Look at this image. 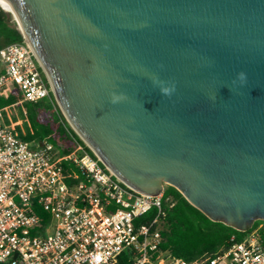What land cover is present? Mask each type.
Listing matches in <instances>:
<instances>
[{"label": "water", "instance_id": "obj_1", "mask_svg": "<svg viewBox=\"0 0 264 264\" xmlns=\"http://www.w3.org/2000/svg\"><path fill=\"white\" fill-rule=\"evenodd\" d=\"M4 1L116 179L239 231L264 221V0Z\"/></svg>", "mask_w": 264, "mask_h": 264}, {"label": "built area", "instance_id": "obj_2", "mask_svg": "<svg viewBox=\"0 0 264 264\" xmlns=\"http://www.w3.org/2000/svg\"><path fill=\"white\" fill-rule=\"evenodd\" d=\"M6 90L23 100L0 108V264H264L263 224L192 262L160 250L164 190L134 191L77 142L62 154L52 143L21 139L10 110L50 94L25 41L0 49V93ZM152 209L153 221L137 225Z\"/></svg>", "mask_w": 264, "mask_h": 264}, {"label": "trees", "instance_id": "obj_3", "mask_svg": "<svg viewBox=\"0 0 264 264\" xmlns=\"http://www.w3.org/2000/svg\"><path fill=\"white\" fill-rule=\"evenodd\" d=\"M9 13L0 6V49L12 43H24L16 20ZM39 71L50 89L40 67ZM22 100V95L14 90L0 93V108ZM21 108L26 111L25 115L21 114L24 117L22 124L16 127L21 139L35 143L37 141L52 143L60 149L62 154L71 152L74 149V143L77 142L84 146L92 158L98 159L83 140L71 131L52 91L49 98L37 103L24 102ZM100 164L104 167L101 162ZM163 192L162 208L165 214L159 218L155 226L162 237L159 248L186 262L212 256L219 250L228 248L233 242L232 238L237 242L242 241L259 225H264L263 220H257L246 231H239L223 222L210 220L193 207L174 187L165 186ZM155 216L156 210L152 209L139 217L136 224H150ZM260 234L264 244V230H261Z\"/></svg>", "mask_w": 264, "mask_h": 264}, {"label": "rangeland", "instance_id": "obj_4", "mask_svg": "<svg viewBox=\"0 0 264 264\" xmlns=\"http://www.w3.org/2000/svg\"><path fill=\"white\" fill-rule=\"evenodd\" d=\"M15 20V19H14ZM19 28V27H18ZM54 96V95H53ZM55 98V97H54ZM56 100V99H55ZM57 102V101H56ZM57 105H58V103H57ZM58 107H59V105H58ZM59 109H60V107H59ZM21 110H22V108H21V106H16L15 108H14V110H10V112L12 113V116H13V120H15V119H17V120H23V115H21L23 112H21ZM60 111H61V109H60ZM68 123V122H67ZM18 124H21L19 121H18ZM68 125H69V127H70V129H71V131H73L76 135H77V133L73 130V128L70 126V124L68 123ZM78 136V135H77ZM79 137V136H78Z\"/></svg>", "mask_w": 264, "mask_h": 264}, {"label": "bare ground", "instance_id": "obj_5", "mask_svg": "<svg viewBox=\"0 0 264 264\" xmlns=\"http://www.w3.org/2000/svg\"><path fill=\"white\" fill-rule=\"evenodd\" d=\"M0 4L7 10L11 11V7L8 5V3L4 0H0ZM10 14V13H9Z\"/></svg>", "mask_w": 264, "mask_h": 264}, {"label": "crops", "instance_id": "obj_6", "mask_svg": "<svg viewBox=\"0 0 264 264\" xmlns=\"http://www.w3.org/2000/svg\"><path fill=\"white\" fill-rule=\"evenodd\" d=\"M9 91H12V90H6V91H4V92H2V93H5V92H9ZM21 106V105H20ZM18 121L22 124V122H23V120H17V121H15L16 123H18Z\"/></svg>", "mask_w": 264, "mask_h": 264}]
</instances>
